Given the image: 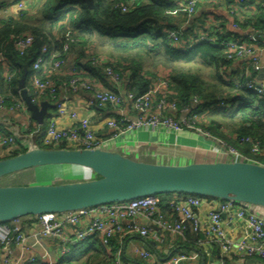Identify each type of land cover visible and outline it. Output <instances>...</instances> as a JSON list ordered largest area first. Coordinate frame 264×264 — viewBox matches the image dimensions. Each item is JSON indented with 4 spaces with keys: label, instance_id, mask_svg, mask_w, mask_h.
I'll use <instances>...</instances> for the list:
<instances>
[{
    "label": "trees",
    "instance_id": "1",
    "mask_svg": "<svg viewBox=\"0 0 264 264\" xmlns=\"http://www.w3.org/2000/svg\"><path fill=\"white\" fill-rule=\"evenodd\" d=\"M32 1L33 7L20 12L18 18L0 19V56L5 57L11 66L5 71L0 68V96L7 108L21 102L18 82L24 68H27V89L30 88L29 82L35 74L32 65L42 46L61 51L67 33L70 38L68 54L74 55L70 71L53 74L41 70L36 73L37 77L42 81H50L59 88L68 85L72 79L79 83H108L102 73V67L91 64L92 58L103 57L93 54L94 51L89 49L92 47L90 43L93 38L97 37L109 44L113 51L112 55L103 57L107 63L102 65L110 66L119 75L121 85L125 84L126 93L143 95L156 79L165 77L170 88L168 99L177 103L178 110L189 107L192 98L196 97L199 100L196 110L201 117L198 126L215 139L237 150L239 147L248 146V157L264 166V155L251 154L250 145L242 142L246 138L250 139L264 151V97L244 88L245 82L250 80L235 78L233 82L227 73L231 62L226 60L224 44L229 40L248 41L247 37L227 34L223 37L214 31L208 35L215 40L213 43L197 41L190 46L188 35L192 30H182L183 47L172 45L166 38V32L178 30L176 26L181 24V19L185 17V1L182 0H93L91 9L81 0ZM263 2L264 0H260L258 3V10L262 13L255 19L256 22L246 19L239 27L264 31ZM238 20L240 22L239 18ZM22 34L31 35L34 39L32 46L23 55L14 46V38ZM254 44L257 45L256 42ZM151 57L160 59L161 62L158 61L154 67L155 71L145 70L143 66L152 60ZM180 67L181 70L177 69ZM159 68L167 73L159 74ZM7 74H13L10 81L5 78ZM109 91L114 92L112 89ZM46 99L51 102L48 97ZM95 109L100 113H108L111 107ZM216 112L220 113L229 126L222 124V119L218 123L211 121V116ZM45 131L43 127L36 131L32 138L34 147L47 150L80 149L66 143L45 146L42 143ZM224 131L227 136L222 134ZM26 151V148L19 145L13 155L0 157V160ZM17 175L0 179V187H11L1 183L15 179ZM170 195L172 194L156 198Z\"/></svg>",
    "mask_w": 264,
    "mask_h": 264
},
{
    "label": "built area",
    "instance_id": "2",
    "mask_svg": "<svg viewBox=\"0 0 264 264\" xmlns=\"http://www.w3.org/2000/svg\"><path fill=\"white\" fill-rule=\"evenodd\" d=\"M198 3L199 0H185L184 11L187 17L190 18L196 13ZM17 7L21 11H24V0H21ZM262 7L264 8V2L262 3ZM122 10L125 11V8ZM239 29L238 24H233V30L237 31ZM166 38L172 45L183 47L182 29L167 31ZM193 38L196 41H205L208 43L215 41L208 35L199 33ZM247 38L248 41L229 40L224 44L226 47V60L228 62L242 60L252 57L255 54L256 47L253 39L252 37ZM69 40V33H67L64 36L65 43L59 52L54 48H48L46 45L40 49L32 65V70L35 74L29 82L30 88L26 89L31 102L39 105L44 98L48 97L61 114H66L67 107L65 103L59 102L60 94L65 96L68 93L77 94L78 92H85L92 96V104L94 107L98 109L111 107V109L115 110H121L126 107L134 113V117L129 118L123 115L118 118L109 117L105 121L104 127L113 133L105 140L96 135L88 119L79 118L75 113H72L70 116L74 123L69 128L59 129L54 122H51L47 126L42 139V143L45 146H56L61 143H66L71 147H79V150L107 149L110 143L117 138L142 129L152 130L154 132L165 130L166 132L174 134L191 132L199 137L214 140L221 150H225L236 161L259 164L243 156L237 149L227 145L225 142L215 139L207 131L198 126L201 117L196 110L199 105V100L196 97L192 98L189 107L178 110L177 103L168 99L170 88L169 81L165 77L156 79L151 88L140 96L126 92L121 95L118 91L100 90L91 82L79 83L75 79H72L68 85H63L61 88L50 81H42L36 75L41 70H44L45 73L51 72L53 74L63 71V65L69 55ZM33 42V37L27 34H22L14 38V46L21 55L32 46ZM190 43L191 37L188 39V45ZM91 61L92 65L102 67V73L109 83L115 88H120L121 80L119 75L110 66L104 65V67L102 65L103 63H107L105 58H92ZM0 68L4 71L11 68L9 62L3 56H0ZM250 68L254 72H260L264 70V62H261L259 59H253ZM5 78L10 81L13 78V74L5 75ZM231 81L235 82V79L232 78ZM244 88L252 91L259 97H264V81L262 83H255L251 80L247 81L244 84ZM18 93L21 99L19 89ZM0 109L21 113L26 120L28 136L31 140L36 131L42 127L34 123L31 119L22 99L21 102L7 108L4 100L0 96ZM242 142L250 145L251 154L264 155V151H262L257 143L247 138L242 140ZM19 145L27 150L33 146L32 141L31 143L28 142L26 146L13 136L0 132V151L5 149L14 151L19 148ZM182 199L183 201L173 203L172 208L182 216L185 223L180 220H173L172 217H167L161 212L159 199L156 197H146L63 214H43L34 217L40 224V229L32 233L29 238L37 240L48 237L54 238L61 243L64 253L66 252L65 245L76 246L93 237L98 238L103 248H108L111 240L119 236L136 233L142 238H147L150 233V228L132 223L125 225L127 221L132 220L133 222L137 218H142L151 222L156 228L169 234L171 237H183L188 227H190V230L194 234H199L204 229L205 235L210 238L221 254L234 255L239 259L258 258L264 261V211L247 204L212 199L207 200L195 196H182ZM210 201L217 203L218 208L209 212L208 220L205 225H202L193 214L192 209L200 208L203 204ZM223 215H226L230 220L238 219L244 221L246 232L242 241L237 243L228 237L223 225ZM22 219L24 218L9 223H0V250L7 249L12 243L17 245L25 244L28 237L21 233L20 226L18 225ZM67 225L75 228L71 238L67 237L64 232ZM139 255L142 259L150 261V264H159L154 260L150 252H140ZM183 260V255H175L168 260L167 264H182ZM29 261L33 262L34 260ZM110 264H122L120 257L117 255Z\"/></svg>",
    "mask_w": 264,
    "mask_h": 264
},
{
    "label": "crops",
    "instance_id": "3",
    "mask_svg": "<svg viewBox=\"0 0 264 264\" xmlns=\"http://www.w3.org/2000/svg\"><path fill=\"white\" fill-rule=\"evenodd\" d=\"M20 1L0 0V19L18 18L20 12H22L17 7ZM24 3L26 10L33 7L32 0H24ZM258 3H260V0H199L196 13L190 18L185 15L181 19V24L177 25L176 28L178 30H192L188 35L191 37L190 45L197 42L193 38L197 33L209 35L217 31V34L223 37L226 34L229 36L252 37L253 43H257V45L254 44L256 47L255 54L252 57L234 60L229 63L227 73L233 79L238 78L242 79V81L251 80L255 83H262L264 81V70L254 72L251 70L250 64L253 59H259L261 62H264V31H255L250 27L244 29L240 27L237 31L233 30V24L237 23L240 26L246 19H252L254 23L256 22L255 19L262 13L261 10H258ZM255 36L258 40L254 39ZM73 60L74 55L69 54L63 65L65 73H68ZM158 70L160 71L158 73L161 75L167 73V71L160 68ZM90 82L100 90L112 89L115 92L118 91L121 95L126 92L125 84L121 85L120 88H115L109 82ZM41 102H47L49 105L54 106L46 98ZM59 102L65 103L67 113L61 114L57 108H49L44 118L46 128L51 122H54L59 129L69 128L74 123L70 115L75 113L79 118L88 119L96 135L106 140L113 133L104 127V123L109 117L118 118L121 115L129 118L134 117V113L126 107L121 110L111 109L108 113L97 112L92 104V96L85 92H78L77 94L68 93L65 96L60 94ZM211 121L214 122V120ZM0 132L13 136L26 146L28 142L31 143L32 141L28 136V127L24 116L16 111L9 112L8 110L0 109ZM222 134L227 136L225 131ZM113 142L110 143L107 150L117 152L131 160L147 164L187 165L236 161L225 150H221L214 140L199 137L191 132H182L176 135L165 130L154 132L142 129L119 137ZM242 147L238 149L242 150L240 152L249 158L248 146ZM6 155H9V150L0 151V157ZM41 169L26 171L29 174H26L25 177L30 176L31 178L29 177V180L25 184L19 186L50 184L35 182L38 174L43 171ZM59 171V176L68 179L71 172L79 173L81 176L84 173L77 168L56 167L45 168L43 173L50 175L46 178L49 179L54 177V175H51L52 173ZM19 175L21 174H18L16 178H19ZM86 175L89 174L86 173ZM80 178V176H77V181ZM52 183L56 184L55 181ZM178 201H183V199L182 196L176 194L160 198V210L167 217H172L173 220H180L185 223L182 216L172 208V204ZM216 208H218L217 203L210 201L203 204L200 208L192 209V212L200 221V224L205 225L209 212ZM222 218L228 237L237 243L242 241L246 232L244 221L238 219L230 220L226 215H223ZM129 223L150 228L149 236L142 238L136 233L119 236L113 239L108 248H103L98 238L93 237L76 246L65 245L66 252L64 253L63 246L54 238L48 237L40 240L29 238L32 233L40 229V224L36 218L26 217L18 225L20 226L21 233L28 237L27 241L23 245L12 243L7 249H1L0 264H110L117 255L120 257L122 264H150V261L140 257V252H150L154 260L159 264H167L168 260L175 255L184 256L182 264H264V261L258 258L239 259L234 255L221 254L210 238L205 235L204 229L199 234H194L190 230V227H188L183 237H171L145 219L137 218L133 222L132 220L125 222V225ZM74 229L73 226L67 225L64 229L66 236L71 238ZM29 260L34 261L30 262Z\"/></svg>",
    "mask_w": 264,
    "mask_h": 264
},
{
    "label": "water",
    "instance_id": "4",
    "mask_svg": "<svg viewBox=\"0 0 264 264\" xmlns=\"http://www.w3.org/2000/svg\"><path fill=\"white\" fill-rule=\"evenodd\" d=\"M81 1L93 7V0ZM254 39L258 40L256 36ZM26 77L24 68L18 82L21 99L31 119L43 126L47 110L55 106L47 102L33 104L25 89ZM53 167L77 168L84 173L71 172L72 178L56 184L0 187L1 224L165 194L247 204L264 211V166L243 161L154 165L107 149L47 150L32 146L23 154L0 160V179ZM58 174L54 180L62 178ZM77 176L81 177L79 181Z\"/></svg>",
    "mask_w": 264,
    "mask_h": 264
},
{
    "label": "rangeland",
    "instance_id": "5",
    "mask_svg": "<svg viewBox=\"0 0 264 264\" xmlns=\"http://www.w3.org/2000/svg\"><path fill=\"white\" fill-rule=\"evenodd\" d=\"M93 43V45H92ZM90 45L92 47H89L90 50H93V54L95 55H101L103 57H106L107 56H110L112 55V49L109 47V44H106L102 39H99L97 37L93 38L92 42L90 43ZM152 60H150V62H146L143 66H144V69L147 70V69H152L155 71L154 67L157 66V64L160 62L159 60L160 59H156L155 57H151ZM159 61V62H158ZM161 63V62H160ZM151 64V65H150ZM177 69H182V67L180 68H177ZM208 70V69H207ZM220 113L216 112L214 114V116H211L212 120H214V122H217V121H221L220 119L223 120V118L219 115ZM226 119V118H225ZM225 126H229L227 122H225L223 120V123ZM43 130L46 129V124H43ZM238 151H241V150H238ZM252 159V158H251ZM41 170H45V168L41 169ZM57 170H60V169H57ZM43 171H41L40 174H38V177L36 178L35 182L37 183H52L54 178H49V179H46L47 177H49L50 175L48 174H44ZM60 174V171L59 172H54L52 173L51 175H56V174ZM21 175H19V178H15V179H8L6 181H3L1 183V185H10V186H17V185H21V184H25L26 181L29 180V177L30 176H26V174H29V173H26V172H23V173H20ZM21 176V177H20ZM31 178V177H30ZM64 178H56L54 181L55 183H60L62 181L65 182V180H62ZM48 185V184H47ZM160 196V195H159Z\"/></svg>",
    "mask_w": 264,
    "mask_h": 264
},
{
    "label": "bare ground",
    "instance_id": "6",
    "mask_svg": "<svg viewBox=\"0 0 264 264\" xmlns=\"http://www.w3.org/2000/svg\"><path fill=\"white\" fill-rule=\"evenodd\" d=\"M176 135H178V134H176ZM113 144H114V142H113Z\"/></svg>",
    "mask_w": 264,
    "mask_h": 264
}]
</instances>
